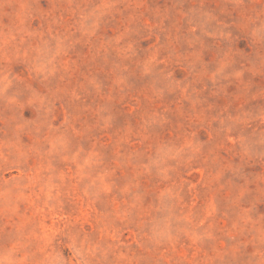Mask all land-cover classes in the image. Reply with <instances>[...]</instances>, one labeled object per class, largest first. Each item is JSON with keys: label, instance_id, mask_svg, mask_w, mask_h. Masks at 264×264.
Segmentation results:
<instances>
[{"label": "rangeland", "instance_id": "1", "mask_svg": "<svg viewBox=\"0 0 264 264\" xmlns=\"http://www.w3.org/2000/svg\"><path fill=\"white\" fill-rule=\"evenodd\" d=\"M0 264H264V0H0Z\"/></svg>", "mask_w": 264, "mask_h": 264}]
</instances>
